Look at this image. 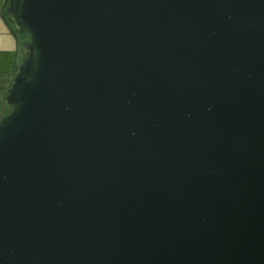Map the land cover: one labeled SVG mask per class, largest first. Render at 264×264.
Returning a JSON list of instances; mask_svg holds the SVG:
<instances>
[{"label": "water", "instance_id": "95a60500", "mask_svg": "<svg viewBox=\"0 0 264 264\" xmlns=\"http://www.w3.org/2000/svg\"><path fill=\"white\" fill-rule=\"evenodd\" d=\"M0 264H264V0H6Z\"/></svg>", "mask_w": 264, "mask_h": 264}, {"label": "rangeland", "instance_id": "374dc122", "mask_svg": "<svg viewBox=\"0 0 264 264\" xmlns=\"http://www.w3.org/2000/svg\"><path fill=\"white\" fill-rule=\"evenodd\" d=\"M2 8H4V6ZM10 26H12V29L14 28L11 22ZM18 35L23 38V41L27 39L23 34L18 33ZM6 36V33L2 32V27L0 26V118L9 110L4 103L3 97L16 73V68L15 71H13L14 67L22 62L24 55L22 50L23 41L21 42L19 52V50L15 47L12 38V43H10Z\"/></svg>", "mask_w": 264, "mask_h": 264}, {"label": "crops", "instance_id": "0c3cea01", "mask_svg": "<svg viewBox=\"0 0 264 264\" xmlns=\"http://www.w3.org/2000/svg\"><path fill=\"white\" fill-rule=\"evenodd\" d=\"M6 4V0H0V26L2 27V32L6 33V37L7 39L11 42V38L15 44V47L19 50L20 52V46H21V42L23 41V38L20 37V35H18V33L14 30V28L12 29L10 26V23L8 21V19L6 18V14L5 12H3V6L5 7ZM18 65V64H17ZM17 65H15L13 71H15V68H17Z\"/></svg>", "mask_w": 264, "mask_h": 264}, {"label": "trees", "instance_id": "16d2710c", "mask_svg": "<svg viewBox=\"0 0 264 264\" xmlns=\"http://www.w3.org/2000/svg\"><path fill=\"white\" fill-rule=\"evenodd\" d=\"M6 18L8 19L7 15H6ZM9 21V20H8ZM9 111V110H8ZM7 113V112H6Z\"/></svg>", "mask_w": 264, "mask_h": 264}, {"label": "flooded vegetation", "instance_id": "af4514ba", "mask_svg": "<svg viewBox=\"0 0 264 264\" xmlns=\"http://www.w3.org/2000/svg\"><path fill=\"white\" fill-rule=\"evenodd\" d=\"M6 14V13H5ZM26 38H27V36L26 35H24ZM25 40V39H24Z\"/></svg>", "mask_w": 264, "mask_h": 264}]
</instances>
